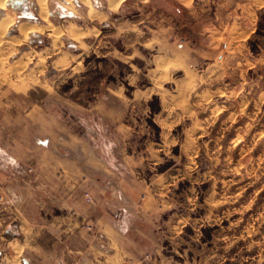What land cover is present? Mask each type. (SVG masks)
Here are the masks:
<instances>
[{
	"label": "rangeland",
	"instance_id": "374dc122",
	"mask_svg": "<svg viewBox=\"0 0 264 264\" xmlns=\"http://www.w3.org/2000/svg\"><path fill=\"white\" fill-rule=\"evenodd\" d=\"M10 1L0 10V19L14 18L0 38V100L90 99L106 85L154 96L153 118L139 121L131 141L148 158L140 175L158 199L152 223L135 225L151 238L143 237L142 263L264 264V0H122L109 8L92 0V19L74 0H47L54 27L87 32L81 44L47 29L21 37L20 23H45L36 0ZM61 9L70 15H49ZM63 54L69 64L54 67ZM25 108L15 104L17 119ZM152 144L160 150L151 157L143 149ZM12 222L8 236L0 226V264L24 255L20 222Z\"/></svg>",
	"mask_w": 264,
	"mask_h": 264
},
{
	"label": "crops",
	"instance_id": "0c3cea01",
	"mask_svg": "<svg viewBox=\"0 0 264 264\" xmlns=\"http://www.w3.org/2000/svg\"><path fill=\"white\" fill-rule=\"evenodd\" d=\"M89 1L98 17L96 4ZM10 2L20 7L23 0ZM75 2L86 6L88 16L87 5L74 0L73 9ZM121 2L109 0L107 8ZM54 14L70 15L65 9L49 13ZM80 32L79 39L70 38L80 42L87 34ZM69 59L67 54L56 57L54 67H66ZM153 97H126L120 86L106 85L101 96L90 99L53 96L49 104L45 98L0 100V191H5L0 226L8 236L14 232L12 221L20 222L24 254L13 264H145L143 237L151 238L135 225L152 223L158 199L150 180L140 175L148 158L131 141L139 121L153 118ZM19 100L27 109L17 119ZM135 106L142 107L141 115L132 114ZM155 145L143 151L155 156L160 150ZM14 240L6 239V246Z\"/></svg>",
	"mask_w": 264,
	"mask_h": 264
},
{
	"label": "bare ground",
	"instance_id": "6f19581e",
	"mask_svg": "<svg viewBox=\"0 0 264 264\" xmlns=\"http://www.w3.org/2000/svg\"><path fill=\"white\" fill-rule=\"evenodd\" d=\"M7 1L8 0H0V10L5 9ZM80 1H82L84 3H89V0H80ZM36 4L39 8V18L45 24L39 25L38 23H30V22L20 23L18 25V31H19L21 37H26L28 33H38V32H41L45 29H47L48 31H50L56 35H59V33H62V31H64L72 38L78 37L81 35L80 30L75 25H69L68 27L64 28V30L61 31L60 29L54 27L52 25V23L49 22L47 0H36ZM95 11H96V9L91 6L88 9V14L92 15L93 13H95ZM13 22H14V18L10 15V13H7L5 16H3L0 19V38L4 36V33L7 31L8 26L10 24H12Z\"/></svg>",
	"mask_w": 264,
	"mask_h": 264
},
{
	"label": "built area",
	"instance_id": "2783aa9c",
	"mask_svg": "<svg viewBox=\"0 0 264 264\" xmlns=\"http://www.w3.org/2000/svg\"><path fill=\"white\" fill-rule=\"evenodd\" d=\"M2 195H0V203L2 202ZM85 200L87 201V202H91V197H89V195H85Z\"/></svg>",
	"mask_w": 264,
	"mask_h": 264
},
{
	"label": "water",
	"instance_id": "95a60500",
	"mask_svg": "<svg viewBox=\"0 0 264 264\" xmlns=\"http://www.w3.org/2000/svg\"><path fill=\"white\" fill-rule=\"evenodd\" d=\"M14 3H15V4H18V2H17V1H14Z\"/></svg>",
	"mask_w": 264,
	"mask_h": 264
},
{
	"label": "trees",
	"instance_id": "16d2710c",
	"mask_svg": "<svg viewBox=\"0 0 264 264\" xmlns=\"http://www.w3.org/2000/svg\"><path fill=\"white\" fill-rule=\"evenodd\" d=\"M151 113H153V111Z\"/></svg>",
	"mask_w": 264,
	"mask_h": 264
}]
</instances>
